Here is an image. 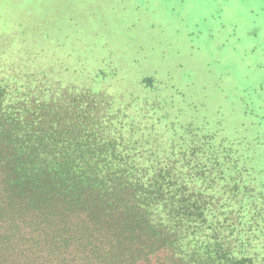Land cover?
I'll list each match as a JSON object with an SVG mask.
<instances>
[{
	"label": "trees",
	"instance_id": "1",
	"mask_svg": "<svg viewBox=\"0 0 264 264\" xmlns=\"http://www.w3.org/2000/svg\"><path fill=\"white\" fill-rule=\"evenodd\" d=\"M24 78L0 79V264H264V189L228 146Z\"/></svg>",
	"mask_w": 264,
	"mask_h": 264
},
{
	"label": "rangeland",
	"instance_id": "2",
	"mask_svg": "<svg viewBox=\"0 0 264 264\" xmlns=\"http://www.w3.org/2000/svg\"><path fill=\"white\" fill-rule=\"evenodd\" d=\"M33 72L190 126L264 189V0H0V79Z\"/></svg>",
	"mask_w": 264,
	"mask_h": 264
}]
</instances>
